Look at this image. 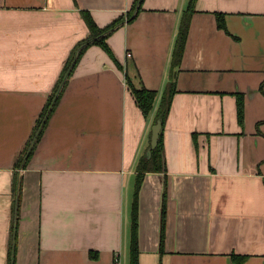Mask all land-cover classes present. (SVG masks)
<instances>
[{"label":"crops","instance_id":"crops-1","mask_svg":"<svg viewBox=\"0 0 264 264\" xmlns=\"http://www.w3.org/2000/svg\"><path fill=\"white\" fill-rule=\"evenodd\" d=\"M135 2L0 0V264H129L122 261L137 166L173 78L161 133L166 169L147 173L139 192V264H236L232 255L264 264V0H197L175 70L189 0H144L137 18L108 39L124 71L90 47L27 168L16 167L66 61L89 35L80 12L106 27ZM127 75L158 92L147 118Z\"/></svg>","mask_w":264,"mask_h":264},{"label":"trees","instance_id":"trees-1","mask_svg":"<svg viewBox=\"0 0 264 264\" xmlns=\"http://www.w3.org/2000/svg\"><path fill=\"white\" fill-rule=\"evenodd\" d=\"M144 0H136L135 4L132 6L131 10H129L125 15L118 17L115 21L107 25L106 27H100L95 22L92 14L89 11H81L80 15L82 20L84 21L89 35L86 39L79 42L76 47L71 52L70 57L66 61L63 71L60 75V78L54 88V91L49 96L48 101L43 109V112L36 123V127L32 138L26 148L24 154L20 157L16 167L17 169H25L27 168L33 154L37 143L41 139V136L49 122L50 117L52 116L74 70L78 66L80 60L84 56L85 52L92 46L99 47L116 65V67L124 71L123 65L116 58L113 50L108 44L109 37L116 32L118 29L123 27L126 23H132L137 16L142 11V5ZM196 3L197 0H189V4L184 11L180 27L178 38L173 50L172 54V68L175 70L180 66L182 62V58L185 52L186 43L189 34L190 23L193 15L196 12ZM218 24L221 29L225 30L224 21L221 15L218 16ZM127 82L132 95L136 101L138 108L141 110L142 114L145 118L149 117L152 111L154 110L156 99L158 96L157 91L149 90L144 87V85L140 84V86L136 87L130 77L127 75ZM176 93V81L175 78L170 81L167 88L165 89L164 95L162 97L161 104L156 111L154 123L157 121L162 122V126L164 125L165 119L170 110V106L172 103V98ZM237 110H238V119L242 123L244 120V101L241 97L238 98L237 101ZM162 143V134L160 135L157 147L152 151L151 157L148 158L147 154H145L139 161L137 166V180L134 190V198L132 205V224H131V236H130V246H129V264H139L140 258V248H139V236H138V228H139V192L142 186V182L147 173H164L165 172V157ZM18 176V173H16ZM21 191H22V183L20 179L16 178L14 181V197H15V205L18 208L17 213L20 210L21 203ZM163 204H162V212H161V227H160V255L164 253V242L166 238V218H167V191H164L163 194ZM16 228L17 226L12 227V237L16 236ZM15 251V249H14ZM13 249L10 252L12 257ZM96 254V253H95ZM93 258H96L97 255L94 253H90ZM247 256H238L232 255V259L236 264H244L247 260ZM13 263V259H11Z\"/></svg>","mask_w":264,"mask_h":264},{"label":"water","instance_id":"water-1","mask_svg":"<svg viewBox=\"0 0 264 264\" xmlns=\"http://www.w3.org/2000/svg\"><path fill=\"white\" fill-rule=\"evenodd\" d=\"M162 122L159 120L152 128L151 146L147 151L148 158L151 157L152 151L157 147L160 135L162 133Z\"/></svg>","mask_w":264,"mask_h":264},{"label":"rangeland","instance_id":"rangeland-1","mask_svg":"<svg viewBox=\"0 0 264 264\" xmlns=\"http://www.w3.org/2000/svg\"><path fill=\"white\" fill-rule=\"evenodd\" d=\"M125 255L126 256L124 257V260L122 261V263H129V257H128L129 256V251Z\"/></svg>","mask_w":264,"mask_h":264},{"label":"built area","instance_id":"built-area-1","mask_svg":"<svg viewBox=\"0 0 264 264\" xmlns=\"http://www.w3.org/2000/svg\"><path fill=\"white\" fill-rule=\"evenodd\" d=\"M116 262H118V260H116Z\"/></svg>","mask_w":264,"mask_h":264}]
</instances>
